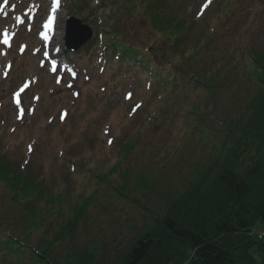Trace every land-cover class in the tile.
Masks as SVG:
<instances>
[{
  "label": "rangeland",
  "instance_id": "obj_1",
  "mask_svg": "<svg viewBox=\"0 0 264 264\" xmlns=\"http://www.w3.org/2000/svg\"><path fill=\"white\" fill-rule=\"evenodd\" d=\"M52 2L3 0L0 5V159L12 170L27 167L50 193L30 211L27 199L18 202L0 183V221L8 224H0V237L13 234L27 245L14 252L0 248V264H40L32 258L36 247L59 263L76 264L73 252L79 251L112 264L225 152L227 132L219 120H247L246 99L259 87L251 53H264V0H211L203 12L205 0H152V9H142L148 0H63L51 31L59 41L49 50L50 41L39 30L46 28ZM160 8L182 24L179 43L169 28L156 35L153 21L165 15ZM69 16L93 30L89 55L63 53ZM114 25L120 42L139 48L152 44L169 57L180 70V95L156 102L130 75L134 66L110 69L109 64L100 71L99 36ZM213 33L205 45L198 44L200 36ZM171 36L167 46L164 41ZM213 66L216 83L226 82V87L217 90L219 107L212 109L210 92L195 89L185 73L195 69L206 79ZM128 93L131 99L125 98ZM111 138L116 144L134 141V146L120 155L116 144L109 146ZM73 162L90 172L75 170ZM241 164L243 171L247 163ZM70 224L74 232L65 233L67 240L52 241Z\"/></svg>",
  "mask_w": 264,
  "mask_h": 264
},
{
  "label": "trees",
  "instance_id": "obj_2",
  "mask_svg": "<svg viewBox=\"0 0 264 264\" xmlns=\"http://www.w3.org/2000/svg\"><path fill=\"white\" fill-rule=\"evenodd\" d=\"M159 11L165 15L154 19L153 22L158 23L156 27L162 32L169 28L170 33L175 35L173 42L179 43L182 24L168 16L170 14L162 8ZM210 39H213L211 34L200 36L198 44L203 42L205 45ZM196 49L193 48L192 52ZM107 50L112 53L107 55V63H112L119 55L117 59L122 65L143 64L138 68V77L149 82L148 91L154 92V100L156 98L158 103L168 102L181 94L182 88L177 79L180 70L173 68L164 52L160 54V50L152 49L150 54H145L139 48L120 42L110 43ZM156 51L161 55L159 58H154ZM163 57V62L159 64L158 60ZM251 60L254 67L252 74L259 87L255 94L246 99L247 120L241 118L235 123L219 120L224 128L221 131L227 132L226 140L222 142L225 152L209 164L199 184L179 195L167 208L163 218L156 219V226L143 233L112 264H264V240L250 235L251 229L264 225V186L261 185L264 183V53L253 51ZM214 69L213 66L205 72L206 79L195 69L185 73L195 89L210 92L212 109L219 107L214 97L217 90L226 87V82L216 83L217 75L212 73ZM119 146V153L125 156L133 148L134 141H122ZM252 154L254 156H246ZM243 161L247 167L241 171ZM9 165L8 161L0 159V183L12 191L14 198L18 202L20 198L30 201L28 205L27 202L24 204L31 208L30 211H33L32 205L46 202V194L50 195L48 189L18 168L12 170ZM98 178L102 177L99 175ZM114 189L119 194L123 192L121 187ZM257 192H261V198ZM30 211L25 212L29 217L33 213ZM3 224L8 227V224L1 222L4 228ZM7 232L10 233L9 230ZM72 232V226L61 227L52 241H65L68 237L65 233L70 235ZM26 246L13 234L0 237V248L3 250L14 252ZM46 250L34 248L33 260L40 264H70L49 260ZM73 259L76 264H102L96 260V256L79 251L73 252Z\"/></svg>",
  "mask_w": 264,
  "mask_h": 264
},
{
  "label": "water",
  "instance_id": "obj_3",
  "mask_svg": "<svg viewBox=\"0 0 264 264\" xmlns=\"http://www.w3.org/2000/svg\"><path fill=\"white\" fill-rule=\"evenodd\" d=\"M92 36V31L87 26H82L79 20L71 18L66 27V46L77 51Z\"/></svg>",
  "mask_w": 264,
  "mask_h": 264
},
{
  "label": "snow or ice",
  "instance_id": "obj_4",
  "mask_svg": "<svg viewBox=\"0 0 264 264\" xmlns=\"http://www.w3.org/2000/svg\"><path fill=\"white\" fill-rule=\"evenodd\" d=\"M211 3V0H205V4L202 6V12H203V9L204 8H207L208 6H209V4ZM58 4V0H53V8H52V11L53 12H55L56 11V5ZM202 12H201V14H202ZM51 18H49V21H48V24L47 25H45V27H48V28H50L51 27ZM45 39H47V37H45ZM3 43H5V44H7L8 43V41L7 40H4L3 41ZM25 87H27V85H25ZM21 91H23V89H21ZM131 97H132V94L131 93H128L127 95H126V99H131ZM140 107V105H136V108H139ZM133 111H135V108L133 109ZM19 118V117H18ZM63 118V117H62ZM109 143H111V141H109ZM31 150V149H30Z\"/></svg>",
  "mask_w": 264,
  "mask_h": 264
},
{
  "label": "bare ground",
  "instance_id": "obj_5",
  "mask_svg": "<svg viewBox=\"0 0 264 264\" xmlns=\"http://www.w3.org/2000/svg\"><path fill=\"white\" fill-rule=\"evenodd\" d=\"M1 1L2 0H0V4H1ZM58 1H59L60 5H62L61 0H58ZM9 17H11V16L9 15ZM39 34H40V37H44V39H45V37H47V40L50 41L49 45H47V49H49V50L53 46V43H51V41L54 42V40H56V39H58V41H59V36L58 35L56 36V34H52L51 32H49L48 30L44 29L43 27H40Z\"/></svg>",
  "mask_w": 264,
  "mask_h": 264
},
{
  "label": "built area",
  "instance_id": "obj_6",
  "mask_svg": "<svg viewBox=\"0 0 264 264\" xmlns=\"http://www.w3.org/2000/svg\"><path fill=\"white\" fill-rule=\"evenodd\" d=\"M254 234H256L258 236V238H263L264 237V230H260V231H253Z\"/></svg>",
  "mask_w": 264,
  "mask_h": 264
}]
</instances>
